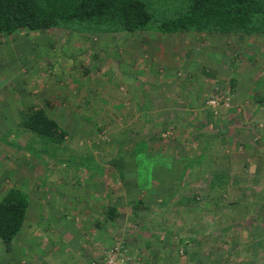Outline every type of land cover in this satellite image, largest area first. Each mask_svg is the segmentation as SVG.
<instances>
[{"label":"rangeland","instance_id":"rangeland-1","mask_svg":"<svg viewBox=\"0 0 264 264\" xmlns=\"http://www.w3.org/2000/svg\"><path fill=\"white\" fill-rule=\"evenodd\" d=\"M192 35L90 34L74 25L48 32L20 30L0 37V199L10 188H18L28 194L34 209L29 227L21 233V237L31 234V243L22 250L21 244L10 248L16 258L10 263L35 264L29 261L30 254L39 257L59 249L67 244L62 240L67 231L76 237L72 243L92 252L101 241V229L94 223L107 205L115 204L123 208L124 218L107 227L108 231L113 239L123 241L127 235L135 236V248H144L143 224L163 231V223L168 225L163 239L155 237L139 254L145 258L143 264H248L233 244L231 232L215 236L216 209L199 206L209 202L199 190L194 197L172 199L163 217L162 211L152 207L175 189L173 179L163 178L157 191L151 186L146 189L154 162L166 165L159 159L167 156L168 143L192 140L183 135L191 127L197 130L203 110H210L207 98L214 92H230L232 108L239 85L246 96L243 105L252 104L249 89L253 85L256 94L264 91V34L212 41L222 51L215 64L218 74L207 75L204 70L213 69L201 66L200 75L186 82L189 66L194 63L195 69L201 63L190 58V51L204 48L203 38L196 40ZM204 94L207 97L201 99ZM31 106L45 110L67 132L64 145L22 128L25 109ZM172 107L175 114L170 113ZM193 110L196 115L190 114ZM145 140L147 147L142 143ZM137 143L143 147L140 156L133 150ZM177 150V155L191 152L183 146ZM113 159L126 160L122 177L110 168ZM182 167L176 164L178 172ZM92 191L94 196L87 197ZM185 198L186 205H179ZM139 199L151 209L141 211L146 219L136 221L132 203ZM40 204L48 220H39ZM204 227L208 236L201 245L181 244V239L198 240ZM0 246V264H8V246L1 240ZM83 255L87 261L91 258Z\"/></svg>","mask_w":264,"mask_h":264},{"label":"crops","instance_id":"crops-1","mask_svg":"<svg viewBox=\"0 0 264 264\" xmlns=\"http://www.w3.org/2000/svg\"><path fill=\"white\" fill-rule=\"evenodd\" d=\"M192 37L196 40L202 37L204 40V48L202 47L198 49L196 47L195 50L190 51V53L193 54L190 58L197 62V64L201 63L199 64V67L195 69L192 67L194 63L189 66L188 73L186 74L188 77L185 80L186 82L188 79L189 82L193 81L194 78L200 75L201 69L203 68L201 66L213 69L211 71H208V69L204 70L207 75L209 72L218 74L216 71L218 68L215 64H218V60L222 57V51L217 49L212 41L221 39L223 36L194 34ZM207 41L209 43L206 44ZM256 88L257 87L253 85L249 89L250 93H252V104L243 105L244 101H246V96L239 85L238 90L235 89L236 91L233 94V96L235 95V97H233V107L227 111H220L219 118H213V112L207 109L203 110L204 107H202L203 121L198 125L197 130H194V127H191L187 131L185 130L186 132L184 135L181 133L187 138H192V140L187 141L184 139L181 141L182 143H180L179 140H174L172 141V144H170L171 142L168 143L167 148L169 152L167 151V156L161 154L164 157L161 156L162 158L159 159L166 165L160 166L158 162H154L152 174H150L149 177H146V180L151 181L150 184L148 183L146 189L151 186L155 191L158 190L163 178L165 180L173 179L174 181L173 183L176 187L173 191H170L169 193L167 192L169 196L166 200L161 203H156L157 205L152 207L155 211H162L161 213L163 217L164 210L169 211V207L167 206H170L169 204L175 200L174 198H177L179 195L182 197L192 195V197H194L199 190L209 201H205L204 203L200 202L199 206H203L204 209V207L206 208L210 205L216 209L217 220L215 226L218 230H216L215 236L217 238H222L224 232H231V237L232 239L234 238L232 241L233 244L239 248V252L245 254L242 258L247 260L248 264H264V103L257 102L256 100V97H264V91L256 94ZM206 97L207 95L204 94L201 96V99ZM247 97H250V95L247 94ZM194 100L195 99L190 100L193 101L192 104H195ZM239 106H241L242 109H240ZM174 110L175 108L172 107L170 113L175 114ZM190 114L196 115L194 110L193 113ZM144 142L147 147L149 145L148 140H145L142 143ZM158 144L152 146L158 148L160 147ZM137 145L139 144L137 143L135 146ZM179 146H183L185 150L189 148L193 155H191V152H187L188 154L185 152L182 155H177V152L179 151L177 148ZM196 147L199 148L198 151H195L196 149L194 148ZM163 149L165 150V148ZM194 151L197 153L194 154ZM137 155L140 156V154ZM147 155L148 154L145 153L143 156ZM121 160L126 164V160ZM176 164H183L184 167L178 172ZM207 165L208 168H210L209 170H207ZM170 174L171 176H169ZM143 190L144 188L142 191ZM48 191L46 195H48ZM93 196L92 191L91 195H88L87 197ZM41 200V204L43 205L45 200L43 201L42 198ZM186 200L188 201V198L183 199L179 205H186ZM41 204L38 205L40 208L38 211L40 212L39 220L43 218H47L45 220H48V216H43L44 213L41 209ZM143 204L140 209L134 208L135 212L133 218H136V221L146 219L147 215L141 211H149L151 209L148 205ZM107 206L117 208L119 214L113 221L105 217V211L103 215L97 217L94 225L101 229L99 232L101 241H98L97 243L100 247H96L95 250L90 252L85 245L79 246L72 243L76 237L72 231H67L62 239L64 241L63 243L67 244L59 249L51 250L48 253L45 252L44 254L46 255L41 253L39 257L30 254L33 258H30L29 261L35 264H89L91 261L99 259L102 256L103 250L111 246L114 241L113 236L110 235V231H108L109 229L107 227L117 225L118 222L124 218V213H122L124 210L122 207L115 204H109ZM184 209L186 208L184 207ZM45 211L47 212V210ZM94 211L88 212L91 214ZM33 214L34 209H32L31 202L29 203L26 220L22 230L7 248L8 251L6 252V255L8 254V264H12L10 261L16 259L14 254L12 255L10 248L20 244L23 246L20 247L21 250L29 247L32 235L29 234L28 237L23 235L21 237V233H23L25 227H29L28 224L31 223L30 217H32ZM45 224H47V221H45ZM163 224V228L166 230L168 225L166 222ZM142 226H144L141 230L143 231V236L140 238L144 243V248H140L138 245L137 248L133 247V242L136 240L135 236V239L131 237V235H127L126 238L124 236L126 245L134 253L138 254H142L144 249L150 246V243L155 242V237L159 236V240L163 239V232L165 231H163V229L155 230L157 227L154 229L151 228V226L147 227L144 224ZM204 228L205 231H201L198 240L187 238L185 239L186 242L188 244L194 243L199 245L205 242L204 240L207 239L208 233L206 227ZM77 234L82 235L83 232L79 231ZM21 240H23L24 244L21 243ZM155 250L156 249L152 248L151 252H154ZM85 253L89 254V257H91L88 261L83 258V254ZM6 255L4 254L3 256ZM11 255L13 259L10 257ZM159 255L160 254L158 253L157 258ZM141 257L144 263L145 258L143 255ZM164 257L166 258L167 256ZM146 260L151 261L150 258H146Z\"/></svg>","mask_w":264,"mask_h":264},{"label":"trees","instance_id":"trees-1","mask_svg":"<svg viewBox=\"0 0 264 264\" xmlns=\"http://www.w3.org/2000/svg\"><path fill=\"white\" fill-rule=\"evenodd\" d=\"M74 25L90 34L252 37L264 34V0H0L1 38L20 30L48 32ZM256 100L264 103V97ZM20 124L53 144L64 145L66 141L67 132L43 109L27 107ZM140 146L133 147L135 155L143 150ZM110 165L123 176V160L113 159ZM142 204L139 199L132 206L140 209ZM28 207V194L18 188H10L0 199V240L5 246L22 230ZM118 214L117 208L106 207L107 219L113 221ZM180 242L187 243L185 239Z\"/></svg>","mask_w":264,"mask_h":264},{"label":"built area","instance_id":"built-area-1","mask_svg":"<svg viewBox=\"0 0 264 264\" xmlns=\"http://www.w3.org/2000/svg\"><path fill=\"white\" fill-rule=\"evenodd\" d=\"M231 99L230 92L217 91L207 98L206 105L214 115H217L219 111L231 107ZM89 264H143V260L126 245L125 241L114 238L113 244L103 250L102 256Z\"/></svg>","mask_w":264,"mask_h":264}]
</instances>
